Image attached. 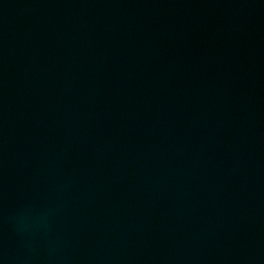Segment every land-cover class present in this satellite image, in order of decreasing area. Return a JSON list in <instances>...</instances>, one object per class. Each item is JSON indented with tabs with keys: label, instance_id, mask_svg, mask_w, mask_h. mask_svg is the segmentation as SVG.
Masks as SVG:
<instances>
[{
	"label": "water",
	"instance_id": "obj_1",
	"mask_svg": "<svg viewBox=\"0 0 264 264\" xmlns=\"http://www.w3.org/2000/svg\"><path fill=\"white\" fill-rule=\"evenodd\" d=\"M0 264H264V0H0Z\"/></svg>",
	"mask_w": 264,
	"mask_h": 264
}]
</instances>
